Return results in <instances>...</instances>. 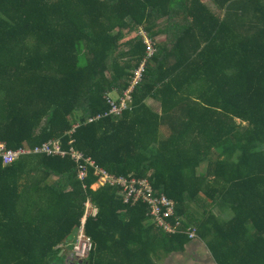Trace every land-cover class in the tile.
Wrapping results in <instances>:
<instances>
[{
    "label": "trees",
    "instance_id": "trees-1",
    "mask_svg": "<svg viewBox=\"0 0 264 264\" xmlns=\"http://www.w3.org/2000/svg\"><path fill=\"white\" fill-rule=\"evenodd\" d=\"M209 2L218 12L201 0H0V141L72 139L98 167L173 199L215 264H264V0ZM139 30L167 42L131 107L88 121L125 87L144 49ZM95 179L88 167L79 180L69 157L0 160V264H70L63 245L86 201L97 209L85 222L93 247L72 264H157L196 241L159 231L144 204L93 189Z\"/></svg>",
    "mask_w": 264,
    "mask_h": 264
},
{
    "label": "built area",
    "instance_id": "built-area-1",
    "mask_svg": "<svg viewBox=\"0 0 264 264\" xmlns=\"http://www.w3.org/2000/svg\"><path fill=\"white\" fill-rule=\"evenodd\" d=\"M137 34L144 45V49L136 66L128 75L125 87L121 90V93L116 92L115 96H112V92L106 93L104 97L108 104V109L103 113H97L88 118V121L110 114L118 115L123 110L131 107L133 89L143 81L146 64L156 50L155 42L147 37L143 31L139 30ZM71 142L72 139L67 141L69 146L62 148L59 138H52L33 146L23 144L16 148H8L3 141H0L1 164L8 166L19 158L26 156V154H46V156H57L60 158L69 157L76 165L79 180H84L87 168L90 167L96 177L94 185L97 188L105 185L117 187L123 204L128 206H133L137 203L144 204L146 206L147 222L149 220L159 231L167 234L185 233L190 241L197 239L195 227L189 225L185 230L182 228L184 219L176 217V202L164 193H155L146 178H134L130 175L122 177L109 173L105 169L98 167L91 158L84 157L82 152L71 145ZM96 213L97 209L86 201L84 203V212L74 232L73 240L67 243V245H70L69 258H67L71 262L70 264L84 261L92 250L93 242L85 233V222L87 217L95 216Z\"/></svg>",
    "mask_w": 264,
    "mask_h": 264
},
{
    "label": "rangeland",
    "instance_id": "rangeland-1",
    "mask_svg": "<svg viewBox=\"0 0 264 264\" xmlns=\"http://www.w3.org/2000/svg\"><path fill=\"white\" fill-rule=\"evenodd\" d=\"M208 0H204L207 2ZM216 12V11H215ZM236 122H240V119H235ZM242 122V121H241ZM243 124V122H242ZM214 153V152H212ZM217 153L215 154V158ZM205 165L200 167V171L203 172ZM189 209L195 211L193 207L189 206ZM213 214L222 218L228 219L231 216V213L227 210H221L219 206H214L211 210ZM69 256V255H67ZM66 255L64 256L62 262L64 263ZM213 260L210 258V254L205 247L204 243L196 239V241L188 244L187 248L183 252L170 253V254H161L156 257L157 264H210Z\"/></svg>",
    "mask_w": 264,
    "mask_h": 264
},
{
    "label": "crops",
    "instance_id": "crops-1",
    "mask_svg": "<svg viewBox=\"0 0 264 264\" xmlns=\"http://www.w3.org/2000/svg\"><path fill=\"white\" fill-rule=\"evenodd\" d=\"M201 1L204 2V0H201ZM204 3H206V4L208 5V7H209L212 11H216V12H218V11L214 8V6L209 2V0H208L207 2H204ZM133 36H134V33H130L129 35H127V36L122 40V42L127 41L128 39L132 38ZM147 37H148V34H147ZM151 39L155 42V44L157 45V47H159L160 45H162V44H164V43L167 42V36H166L165 34H158V35H155V36H153ZM111 94H112V96H115V95H116V91H113ZM192 96H194V95H192ZM144 103H145L146 105H148L149 107L153 108L155 111H159V109H160L159 102H158L157 100H155V99L150 98V97L146 98V99L144 100ZM161 132L164 133V134H166V133L168 132V131H167V128L164 127V126H162V127H161ZM92 188H93V189H96L97 187H96L95 185H93ZM230 217H231V216H230ZM197 239H198V238H197ZM70 240H71V239H70ZM70 240H69V241H70ZM198 240H199V239H198ZM199 241H200V240H199ZM67 243H69V242H65L63 246L66 247L65 244H67ZM190 243H191V242H190ZM190 243H188V244H190ZM187 246H188V245H187ZM187 246H186V248H187ZM59 254H60V253H59ZM209 254H210V253H209ZM210 258H211V260H213L212 257H211V254H210ZM210 264H215L214 260H213Z\"/></svg>",
    "mask_w": 264,
    "mask_h": 264
}]
</instances>
